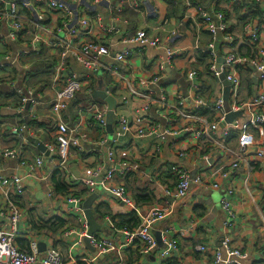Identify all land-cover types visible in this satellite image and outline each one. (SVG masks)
<instances>
[{"label":"crops","instance_id":"crops-1","mask_svg":"<svg viewBox=\"0 0 264 264\" xmlns=\"http://www.w3.org/2000/svg\"><path fill=\"white\" fill-rule=\"evenodd\" d=\"M137 1L138 8L132 9L134 0H112L113 8L122 9L119 17L113 21L110 6L105 4L96 6L92 0H86L82 5L84 16L91 12L99 13L102 17V27L109 31L104 33L97 27L81 38L84 41L98 42L108 48L109 57L102 59L103 65L113 63L115 55L128 49L124 42L137 31H145L152 38H159L163 49L147 48L143 52L134 51V55L121 70L134 81L155 80L156 87L163 92L159 99L164 97L172 109L159 107L158 90L149 104L130 101L127 106H118L117 115L126 117L131 122L132 132L119 136L120 130L116 124L119 118L113 114L116 139L110 140L106 128L100 131L86 127L91 114L85 113L83 123H79L81 119L79 110L85 109L94 101L108 112L107 104L93 98V94L96 91L105 93L106 87L111 91L117 87V94L123 95V88L107 73L87 71L75 60L70 59L67 72L76 74L82 79L84 86L82 92L64 112L63 121L70 127H78V131L84 134L86 139L80 149H72L66 169L62 172L66 173L73 183L83 184L86 171L99 168L101 169L99 179L108 169L105 154L111 149L117 163L127 162L132 166L123 175L114 176L112 184L124 187L139 213L143 214L153 208L171 209V215L166 221L155 225L151 231L156 248L153 252L141 254L142 249L137 252L138 245H133L124 248L120 255L116 252L95 255L86 248L83 238L80 241L77 236L84 230V225L80 222V216L83 217V214L79 216L71 210L72 205L67 201L69 198L56 194L55 198H48L51 189L49 181L57 170L53 154L45 157L35 147L26 143L25 138L27 136L36 138L45 145L46 151L47 147L53 144L55 125L50 117L49 104L59 87L52 84L50 57L53 56L55 59L57 54L44 47H40L38 53L31 51L34 12L22 13L25 32L16 44L7 42L6 27L0 25V56L8 53L15 58L18 52L22 53L13 66L0 72V155L9 150L21 152L19 161L3 160L0 156V164L4 176L17 174L24 177L23 194L10 199L22 214L19 224L20 236L16 239V245L28 249L31 243H35L39 251V262L47 250L54 249L67 255L71 245L79 242L73 250L74 256L79 260L96 259L93 264H166L158 257L164 247L162 238H165L178 242L179 253L174 260H182L185 264H215L213 256L215 250L224 252L222 244L224 240H229L232 249L246 256L240 264H264V162L257 160L259 153L264 155V127L252 131L257 145L245 151L239 150L237 141L233 138L236 137V131L230 130L229 136L224 137V132L229 129L227 125L230 124H224L222 127L221 124L216 125L218 116L211 106L219 98L228 104L231 100L230 89L228 99L225 101V87L209 70L212 60L205 50L210 37L200 24L196 11L186 8L178 0ZM248 1L252 7H256L264 14V0ZM198 2L207 9L222 13L216 8L217 0ZM228 8L226 2L219 6L223 11ZM80 15L77 13L76 17ZM226 16L227 33L233 35L240 56L250 60L257 59L259 57L257 52L261 48L264 50V26L257 20H243V16L235 14ZM46 19L50 34L69 40V36L61 29V20L57 16L47 13ZM250 27L259 31L256 47L247 44V32ZM166 49L176 55L171 62H168L166 57ZM223 53L225 52L221 45H217L216 58L219 54L222 58ZM190 70L197 72L195 83L199 86V97L207 106L196 107L187 101L182 110L193 119H183L177 112L181 107L176 97L187 95L189 84L186 74ZM27 91H32L35 99L41 103L34 114H30L29 105L26 113L27 104L22 103V96L19 95L20 92L26 94ZM113 94L116 92L113 91ZM259 94L261 88L256 72L248 65L241 74L240 99L248 101ZM238 118L245 120L242 115L236 119ZM138 120H141L142 124L138 125ZM31 122L32 125L35 124L33 127H30ZM214 125L216 128L212 131L211 127ZM16 127H24L23 139L13 135V129ZM140 128H146L153 134L144 139H136L134 134ZM206 129L208 132L206 135L197 136ZM160 134L162 137H157ZM236 157L242 158L244 162L240 163L237 171L223 177L224 174H228L229 166L235 162ZM41 158L43 167L36 170L33 175L20 167V162L33 163ZM173 167L184 168L190 173L192 184L184 200L173 201L165 195L166 191L174 190L177 185L176 178L169 173ZM215 171H222V176L211 178ZM196 178H200L204 185L194 184ZM97 187L99 185L94 192ZM10 191L14 192L12 188ZM100 192V196L93 204L92 212L95 209L99 211L94 218L101 230L92 238L107 239L116 247L122 246L126 243L124 232L129 231H126L125 227H120V219L134 212L101 189ZM4 193L5 189L0 183V229H7L9 225L7 220L9 208ZM138 195L145 197L144 202H140L139 205L135 200ZM85 199L80 203V208ZM223 203L228 204L230 214L223 208ZM135 216L139 220L136 214ZM52 217L63 219L69 226L63 234L49 236L45 232L34 230V222L44 223ZM228 223L231 224L229 228L226 226ZM69 230L76 234L67 239L64 233ZM196 245L206 247L207 252L202 255L194 254L193 248ZM222 254L225 256V253ZM137 258L139 260L135 262Z\"/></svg>","mask_w":264,"mask_h":264},{"label":"built area","instance_id":"built-area-1","mask_svg":"<svg viewBox=\"0 0 264 264\" xmlns=\"http://www.w3.org/2000/svg\"><path fill=\"white\" fill-rule=\"evenodd\" d=\"M86 0H0V25L6 27V40L8 43L16 44L25 32L23 24V12L35 13V19L32 22L33 33L30 41L31 51L34 53L39 52L40 47H44L49 51L56 52V60L50 59V63H54L52 68V84L59 89L55 92L52 101L49 104L50 117L55 125V136L53 144L47 147V151L53 154V159L56 162V169L65 171L67 161L70 157L72 149H80L82 143L86 139L84 134L78 131V127H70L63 121V114L69 108L76 96L83 90V81L74 73H68L66 68L70 59L75 60L81 67L87 71L97 73L103 71L110 75V77L117 83L121 84L124 94H117L118 88L110 90L106 87V95H111L115 99V106L113 114L119 119L116 124L119 126V136H125L131 134L132 126L131 122L126 117L119 116L116 113L118 106L124 107L130 101H142V103L149 104L152 97L157 90L158 105L162 108H167L168 103L164 97L159 99L160 94H163L156 87V81L137 80L134 81L126 73L122 72L121 67L127 64L128 59L134 55V51L143 52L149 48L152 50H160L162 43L159 38H152L145 31H137L134 35L128 38L124 43L128 45V49L115 55L113 63L108 65L102 64V59L109 57L108 48L100 43L93 41H84L83 38L90 32H93L97 27L101 28L104 33H108L109 30L102 27V17L97 12L88 13L84 16V7L82 6ZM112 0H92L93 5L105 4L111 8V19L115 21L116 17L122 12L121 8H113L111 6ZM166 1V0H159ZM186 8H191L196 11L200 24L210 37V42L207 45L206 52L211 57L212 63L209 65V70L215 79H219L222 74L225 76L226 81L229 83L231 100L227 104L222 98L217 99L212 103L211 109L218 116L216 125L225 124V118L230 113H241L245 117V120L241 118L236 119L232 124L227 125L229 129L224 132L223 136L228 137L229 131H236V137H233L237 141L239 150L245 151L248 148L257 145V142L252 135V131L261 129L264 127V50L261 48L257 54L258 58L250 60L240 56L235 43L233 35L227 33V24L224 13L214 11L213 9H207L199 2L193 3L192 0H178ZM232 4H236L239 0H229ZM139 6L138 1L134 0L132 3V9H137ZM77 11L75 13V10ZM54 14L61 20V29L65 31L69 40L61 39L50 34L49 29L46 26V14ZM77 13L81 15L76 17ZM113 29V28H112ZM110 29V31L112 30ZM259 31L256 28L250 27L247 32L248 42L251 47H256L258 42ZM82 40H81V39ZM217 45H221L222 50L225 53L222 55L223 62L217 67L218 58H216ZM166 57L168 62H171L176 56L173 51L166 49ZM22 54L18 52L15 58L11 55L3 54L0 56V71L5 70L8 67L14 65L16 59ZM252 66L256 72L257 81L261 88V94L255 96L248 101H242L240 99L241 89V74L244 69ZM186 79L189 84V90L186 96L178 95L177 102L179 108L177 112L182 115L183 119H193L190 115H187L182 108L186 105L187 101L193 103L196 107H206L207 104L199 97V86L195 83L197 81V72L190 70L186 74ZM113 91L116 94H113ZM91 92V89L88 90ZM22 96V103L30 106V114H34L36 109L40 106V102L35 99L32 91H27L26 94L19 93ZM172 109L171 107H169ZM81 113V119L79 123H83L85 113L91 114V117L87 119L86 127L88 129H98L104 131L106 128V114L107 109L100 107L94 101H91L85 109L79 110ZM137 124H142V121L138 120ZM216 125L211 127L212 131H215ZM24 127L14 128L13 135H16L19 139H23ZM205 132L198 133L197 136L206 135ZM153 132H149L146 128L138 129L134 136L136 139H144L152 135ZM208 136V135H207ZM157 137H162V134ZM104 145V142L101 143ZM3 160H20V151H5L1 155ZM106 165L108 169L105 171V175L101 179L100 183L97 182L101 169H89L85 173L83 184L88 191V196L91 195L96 186L99 185L100 189L109 194L114 200L122 205L130 207L133 212L139 217V225L137 229L132 232H124L126 237V243L122 246L116 247L114 243L107 239L97 240L91 238L90 244L94 247L99 255H106L116 252L120 255L124 248L131 247L135 242H139L143 245L141 254H148L153 252L156 248V241L154 240L151 231L153 227L160 224L171 215L170 207L166 208H153L149 211L141 214L135 207L134 203L128 197L123 186L113 185L112 180L117 174L123 175L128 172L132 166L127 162L117 163L114 152L109 149L105 154ZM257 160L264 162V155L259 153ZM242 158L236 157L235 162L229 166L228 174H224L223 177L231 175L238 170L240 163H243ZM21 169L27 170L31 175L36 170L43 167V160L36 159L33 163L26 161L20 162ZM29 174H27L29 176ZM171 174L176 178L177 185L174 190L166 191V197L176 200H184L190 190L192 184L190 179V173L188 170L181 167H173ZM222 176V171H215L211 178ZM24 177H20L17 174L11 176H4L2 166L0 164V183L5 189V197L8 202L9 214H8V227L7 229H0V264H37L39 262V252L37 245L31 243L28 249H21L16 245V239L20 236L19 224L22 218V214L19 208L14 205V201H10L12 197L20 196L24 192ZM209 181V179H208ZM197 185H204V182L200 178H196L193 182ZM215 187V186H214ZM10 188L14 192L10 191ZM53 191L50 189L48 198H55ZM68 204L72 205L71 210L76 214L82 215V209L80 203L82 200L69 198ZM223 208L228 211V204L223 203ZM230 214V213H229ZM80 216V222L84 225V230L78 233V239H81L87 234L88 226L85 218ZM229 228L230 223L226 224ZM76 234L74 231H67L64 233V237L70 239L72 235ZM79 242L73 243L65 255L57 250H47L39 264H93L96 259L91 261L79 260L74 256L73 250ZM163 249L159 252V259L162 261L175 259V256L179 253L178 242L175 239L162 238ZM221 250H215L214 263L215 264H240V261L246 258L245 255L239 251L230 247L229 240H224ZM207 252V248L202 245H196L193 248L194 254H204ZM222 253H225L223 256ZM177 264H185L182 260H177Z\"/></svg>","mask_w":264,"mask_h":264},{"label":"trees","instance_id":"trees-1","mask_svg":"<svg viewBox=\"0 0 264 264\" xmlns=\"http://www.w3.org/2000/svg\"><path fill=\"white\" fill-rule=\"evenodd\" d=\"M193 3H197L198 0H192ZM226 2L228 4V9L221 10L219 9V6L221 3ZM255 2V1H254ZM216 8L220 10L222 13H224L226 21H227V14H235L237 16H243V20L249 19L250 21L257 20L264 26V14L261 13L260 10H258L256 7H252V4L248 0H239L236 4H232L229 0H217L216 2ZM252 3V2H251ZM248 21V20H247ZM228 31H230L228 29ZM50 59H53L54 57H50ZM54 63L51 65V74H52V68H53ZM3 71V70H2ZM0 71V72H2ZM35 124L32 125V122L30 123V127H33ZM53 130V129H52ZM55 132V129H54ZM171 175V171L169 172ZM169 175V174H168ZM50 188L53 191L54 194L56 195H61L64 198H75L79 200H84L88 196V191L84 187L83 184H76L73 183L70 179V177L60 171L56 170L52 174L50 178ZM144 196H136V203L139 205L140 202H144ZM94 217L99 214V211L95 209L93 212ZM96 218V217H95ZM121 224L120 227L126 229V231L132 232L135 228L138 227L139 225V220L136 218L135 214H131L128 217H123L120 219ZM69 226H67V223L57 217H52L49 218L46 222L44 223H33V228L35 231H42L45 232L49 236H56L63 234V232L68 229ZM98 238V237H96ZM134 245H138V250L143 248V245L139 244V242H135ZM25 249V248H21ZM139 258L135 260L137 262ZM166 264H177V261L172 259V260H166L164 261Z\"/></svg>","mask_w":264,"mask_h":264},{"label":"water","instance_id":"water-1","mask_svg":"<svg viewBox=\"0 0 264 264\" xmlns=\"http://www.w3.org/2000/svg\"><path fill=\"white\" fill-rule=\"evenodd\" d=\"M217 62H218L217 67H219L220 63L223 62L220 54L218 55V61ZM219 80L222 82L223 86L225 87L224 100L227 101L228 93H229V83L226 81L225 76L222 74L219 76ZM93 98L100 99L107 104L108 113L106 116V131L109 135L110 140L116 139V136L114 135V130H113V120H114L113 119V109H114V105H115L114 99L111 96H107L105 93H103L101 91H96L93 94ZM25 109H26V113H27L28 112V104L26 105ZM240 116H241V113H230V114H228L225 118V124H232L233 121L237 117H240ZM223 125L224 124H221L220 126L222 127ZM25 141H26V143L35 147L40 152V154L44 155L45 157H49V152L46 151L45 145L42 142H40L39 140H37L36 138H34L32 136H27L25 138ZM103 174H105V172ZM103 176H101L98 179V181H97L98 183H100ZM100 194H101L100 187H97V190L94 193H92L90 196H88L81 206L83 216H84L86 223H87V226H88V232L83 237L82 241H83L84 245L86 246V248H89L90 251H92V253L95 255L97 254V251L94 247H92L90 245V240L96 233L100 232L101 227L95 221L94 215L92 213V207H93V204L95 203V201L100 196ZM40 252H42V251H40Z\"/></svg>","mask_w":264,"mask_h":264},{"label":"rangeland","instance_id":"rangeland-1","mask_svg":"<svg viewBox=\"0 0 264 264\" xmlns=\"http://www.w3.org/2000/svg\"><path fill=\"white\" fill-rule=\"evenodd\" d=\"M69 162V159H68V161H67V163Z\"/></svg>","mask_w":264,"mask_h":264}]
</instances>
